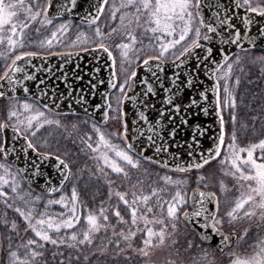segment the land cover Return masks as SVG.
Listing matches in <instances>:
<instances>
[{
    "label": "snow or ice",
    "instance_id": "6c2138e0",
    "mask_svg": "<svg viewBox=\"0 0 264 264\" xmlns=\"http://www.w3.org/2000/svg\"><path fill=\"white\" fill-rule=\"evenodd\" d=\"M73 4H75V0H72ZM104 4H107L108 0H103ZM243 4L247 5L250 11L258 12L259 15L264 16V9L259 7H252L251 6V0H243ZM51 7V0H49L48 4L44 8H40L39 4H37V8L40 10L34 11L33 6L30 3L25 2V0H15V2H9L6 3L5 0H0V44H3L5 39H7L8 46L11 50H15L17 44H19L20 47H23V34L24 30L29 27V24L27 22L24 23H18L15 18H17L20 15V12L23 11L28 21H37V19L43 15L44 19L42 21L43 24L51 25L53 23V18H49L48 16V9ZM200 7V0H195V3L193 0H120L119 6H113V12H112V18L115 20L116 13L119 12L121 9H134V22L137 26H140L141 19H144L145 24L147 27H145V32H151L154 36L156 34H161L160 36H156L158 40L161 39L162 36H168L173 37V39L168 43L161 42L160 44V56L157 57H149V59H157L160 60L161 57L164 56L165 53L169 51L170 48H174L177 44H180L182 41H184L188 34L193 31L192 25L194 20V13L192 11L193 8L199 9ZM98 14L103 13V7H100L97 9ZM131 15L130 13L125 12L123 15L120 16L121 24L124 23V20L126 17ZM195 15H199V12L197 11ZM59 18V16L54 17ZM99 18V16L93 18L90 23H95L96 20ZM130 23L132 20L129 21ZM247 19H245V23H249ZM200 25H204V20L201 18L199 21ZM224 21L221 20V24H223ZM67 24H61L59 25V31H65L67 29ZM20 30V40L17 41L14 39V37L17 35V29ZM6 29L10 31V35L7 37L5 36ZM178 32V38L177 37ZM217 32V29L213 26H208L207 32L203 35V39L206 41H209L212 39L208 33H214ZM95 33L98 37H102V33L99 28H96ZM57 36V32L52 33V38L55 39ZM83 36V34H81ZM195 40L191 43L189 47H185L183 50L182 55L188 54L192 51V49L201 47L199 41L201 39V31L200 28L195 29ZM234 39L229 40V43H236L240 39V32L237 31L234 33ZM131 40V44H120L118 45L119 48H121L122 56L125 60L128 58L129 52L132 50V46L136 43V37L134 35L129 36ZM79 39V37H78ZM86 40L87 37H84ZM47 44L50 46L52 44V40H48ZM101 48H103L105 51H108L107 47L104 44L99 45ZM208 56L211 55L212 49L209 47L207 49ZM111 57V52L108 53ZM25 55L28 56H34L35 53H26ZM0 56H3V53H0ZM208 56H205L204 59H207ZM22 56H17L15 60L12 61V64H16V60L22 59ZM149 59H145L143 63L145 65H148ZM264 59V58H262ZM228 57H224V61L226 64V70L223 71V74L220 75L217 79L215 88H214V94L216 97V106L219 109L221 107V101H220V83L219 80L223 79L225 80V85L223 87V91L226 94V106L234 109L236 107V99L232 92V90L229 87V82L231 80V74L233 65L230 63H227ZM236 63H239V58H237ZM115 65V60H113V66ZM159 66V65H158ZM199 66V65H198ZM225 65H218L216 68L217 73H221L222 69H224ZM163 69H161L162 71ZM9 71L13 72H22L23 69L20 67H14L13 69H10ZM136 72L133 71L131 75L124 81L123 84L120 85V92H125V86L128 87L129 90H131L132 85L129 83V81H133L136 77ZM155 75V73H154ZM113 79L110 80V86L115 88V71L112 73ZM4 78L8 79L10 84H18V80H14L10 75L9 72L4 73ZM34 77L30 75H26L24 79L31 80ZM189 84L192 83L191 80L188 81ZM236 86L238 87L240 84L239 78L235 81ZM24 91L27 92L28 88L25 87ZM148 93H153V88L151 85H148L147 88ZM0 96H3V93L0 92ZM125 98L127 96L125 95ZM135 99V98H133ZM167 104H173L172 97L169 96L168 99L165 101ZM195 103V101H193ZM23 109L26 112L32 111V105L29 103L23 104ZM46 107V106H45ZM111 107V105H109ZM173 113L178 114L180 112V106L178 104L173 106L172 109ZM204 112L207 113L208 109L205 108ZM44 112L42 111H36L34 115H30L26 118L27 121V129L31 131V135L35 136L36 133L44 127L45 124H52L56 123L59 125V121H52L44 118ZM166 113L163 109L159 111L160 119L156 121L157 125H162L163 118L165 117ZM219 115V113H218ZM17 117L16 111H10L9 112V118ZM18 118V117H17ZM140 118L145 121V123H148V118L143 113L140 114ZM231 120L233 124H235L236 117L235 115L231 116ZM35 122V124H34ZM170 122H174V116L171 118ZM20 123H24L23 121H20ZM181 123H187L185 119H181ZM219 123H220V133L215 141V146L208 150L207 155H204L201 153L200 155V161L194 162L193 164H190L187 168L186 167H177L175 170L180 172H187L190 170V168L195 167L196 169L203 168L206 164L210 163L211 160L220 158L222 155V150L227 149L226 153L223 155L222 160L220 161L222 164H227L232 171L225 172V175H231L235 180L241 183L240 187L242 189L245 188L246 185V191H242L241 197L237 199L235 202V207L232 208L231 211L228 212V216L232 219L237 218V215L241 212V210L245 209L246 205H252L253 209H259L260 210V219L261 221H264V139H261L258 143H252L248 145L247 147H240L237 144V136L236 132L233 131L230 136V142L225 145V131H224V125L225 120L223 115H219ZM0 127H6V125H0ZM35 130H32V129ZM148 130L150 132L155 131V128L153 125L149 124ZM13 131L15 133L20 132L19 127H14ZM95 131L99 133V144L106 147V148H113V150L116 151V155L120 157L123 161L126 162L127 165L131 166L132 168H139V161L134 160L133 156L130 155L126 151H120L116 150L115 146L111 145L109 141L105 138L104 134L100 132L99 128H95ZM126 126H125V138H126ZM159 135V133H157ZM171 135L174 137L175 135V129L172 130ZM91 139V137H89ZM149 141H153V136L148 137ZM28 147L32 148L33 145L31 141H28ZM89 148H92V145H88ZM129 150H131L132 145H128ZM163 150L162 147H157L156 152H161ZM257 150H259V155H257ZM93 151H99V147L93 148ZM246 154V155H245ZM59 160V165H63V168L65 169V172L62 174L63 180L66 181L69 176L71 175V169L67 163H65L63 160ZM95 159L103 160L104 167L111 168V170L115 173H123L125 177L128 176V173L125 171V169L121 166H119L117 163L110 161L109 157L106 154L101 153L98 157H95ZM58 165V167H59ZM163 167H167L166 163L162 164ZM0 168L4 169L5 174H9L8 168L5 167V165L0 164ZM100 171L103 172L104 168H100ZM6 175H0V197H4V203L11 207L12 205L8 204V193L3 190L5 185L9 184V180L6 178ZM164 181L166 184H182L186 183V181L183 180H177L173 181L170 176H165ZM205 177L201 175L199 177V180H204ZM11 191L13 193L17 194V197L20 200H24L25 197L22 195H19L17 192L18 185L16 184L15 180L11 182ZM135 187V186H134ZM55 189H53L54 191ZM221 190H226V186L221 182ZM163 189H152L150 195H144L142 190L138 194L136 191L131 192V200H129L128 193H122V192H116L115 195L118 197V200L123 202V204L126 206V208L130 211V217H131V225L137 226L138 221L143 220L145 224L146 229V236L147 238L143 240L144 248H141L139 251L144 256H148L149 252L148 249L151 247L156 246H162L165 244V241L169 235L168 228L169 223L166 222V220L163 218V211L164 206L167 205V218L169 221H171V228L175 230L177 227L175 221L179 219L178 213L180 209L184 206L186 203V200L184 199V196L181 195L180 191H177L175 193V196L172 198V202L168 201H162L161 199H157L156 204L159 206L161 211V216L157 217L155 214L152 215V218L149 219L148 214L153 213V208L149 206V202L152 197H157L160 192H162ZM196 195V194H194ZM109 196L111 197V192L109 193ZM199 206H196V203L194 201L193 204V211L191 213V217H201L203 216L205 223L201 225V227L207 229L208 227H211L213 233L220 234L222 236V242L227 244L229 237L224 236L222 233H219V230L217 229V224H222L221 220H218L215 213L209 212V209L205 206L206 201L216 200L215 193H208L207 195L204 192H199ZM40 197H36V200L39 201ZM65 197H61L58 201L57 200H49L48 204H61L65 209H67L66 213H59L57 215V218H54L52 215H49L47 211L40 214V218L35 220V223H33L34 219V212L35 208H30L27 212L22 211L19 207L15 208V211L23 217L24 221L26 222L28 228L35 234V237L38 239H29L27 240L26 246L32 249V246H35L36 248H43L46 244H52L53 246H61L66 245L68 248L76 247L77 244L80 245H91L93 243V234L99 233L102 228L105 230L108 227V216L105 214V210L101 208L100 215H93L91 212L87 215V229L83 231L82 236L83 238L80 239L78 234L73 232L70 236H65L61 238L60 236L54 237L51 235L52 232H55L57 234L61 233L62 229H72L76 226L77 223H79V216L77 215V202H78V194L76 192V189H72V196H71V207L68 203H65ZM26 204L32 203V201H25ZM144 206V211H141L140 206ZM216 206L217 209L219 208V201L216 200ZM245 216H255L257 213L255 210H245L243 213ZM114 215L117 217L119 223H128L124 220V217L121 215V212L119 210V207L117 206L116 211ZM185 219H190V214L188 212L183 213ZM101 218L103 223H101ZM7 223V221H4ZM160 225L159 230H154L153 228L147 227V225ZM12 231L18 230V225L15 222H12L11 225ZM140 229L137 227V231ZM137 231H132L131 228H129L127 234L124 231H120L119 233L116 232L115 229H113L114 235H119L121 239L125 242H129L128 246L131 247V241L135 238ZM245 235H247V230L245 231ZM11 239V237H9ZM202 239L207 240L208 237L204 236ZM243 239V237H241ZM42 242V243H41ZM117 247H119V243H117ZM252 252L250 254L245 255H239L235 252L231 253L233 259L231 261V264H264V238L258 239V241L251 245ZM223 250V249H221ZM10 255V264H30V261L28 260H22L19 257L18 252L11 251L9 253ZM29 255L35 259L38 256H42L43 253L40 251H36L35 249L30 250Z\"/></svg>",
    "mask_w": 264,
    "mask_h": 264
},
{
    "label": "flooded vegetation",
    "instance_id": "af4514ba",
    "mask_svg": "<svg viewBox=\"0 0 264 264\" xmlns=\"http://www.w3.org/2000/svg\"><path fill=\"white\" fill-rule=\"evenodd\" d=\"M69 1L70 5L72 6V0ZM86 4L87 3H78V6L83 7L86 6ZM104 5L105 4L103 2L101 7L104 8ZM55 6H57L55 8L57 9L56 12H63L66 9L64 3ZM197 11L198 9H196V12ZM98 16L100 18L101 14H98ZM54 17L57 16H53V19L61 21H70L74 19L65 18L64 16H59V18ZM63 39L57 46L50 48H46L47 46L42 48L40 46L38 48L31 47L29 49L24 48L21 50L20 53L15 56V58L17 56H22L23 58L16 60L15 65H13L12 62L8 63L1 76L0 92L3 93V96H0V98L17 100L19 102L34 103L38 108L44 112L46 111L45 113H49L52 116V119L54 116L60 119V122H71L72 119L86 118L89 120L91 119L101 127H105L109 126V124L112 122H116L115 120L117 119V115H114L112 107H109V105L112 104L111 102L113 96L116 95V97H118L120 85L131 75H129V72L132 68L137 75L133 81H129V83L132 85L131 90L125 86L123 102L126 101L125 95L127 97L131 95L133 98H135L133 99L135 101L143 100L147 97H150V95H153V93L147 92L148 85L152 86L153 92L157 91L154 88V86L157 84H163L164 86L162 89L167 90L165 85L166 79L169 77L166 76L165 73L159 68H156V66L161 63H177L184 56L182 55V52L179 56L176 55L170 60H165L162 57L160 60L154 58L149 59V57H157L160 56V54H157V51L155 50H151L146 43V39H144L140 42H137L135 50L132 53L134 58H138L136 56H141L139 57V63L135 67H131L128 65V63H123V68H121L120 63L117 64L116 61L115 65L113 66V60L116 55H111L110 57L108 54L110 51H105L101 47L87 49H81L80 47L70 48L67 43L69 44L72 41H66ZM69 39L70 36L68 37V40ZM31 42L32 41H30V43ZM26 53H35V55L28 56L25 55ZM15 58H13V60H15ZM144 58L149 59L148 65L143 63L145 60ZM14 67H20L23 69V71H9ZM113 71H115V88L111 87L109 83L110 80L113 79ZM5 72H9V75L14 80H18L19 83L15 85L10 84L8 79L4 78ZM26 75H30L34 78L31 80H26L24 79ZM237 78L238 77L236 74V77L232 78L231 82L235 83ZM239 78L240 84L235 90H233V94H235L238 104L234 109L230 107L223 109L220 107L219 109L220 114L223 115L225 120V139L230 140L232 132L235 131L237 141L242 142V146L247 147L252 143H258L261 139H264V109L262 110V108H264V77H262L258 67L247 66L245 67L244 74H242V76ZM219 83L220 101L222 102L225 100L226 102V94L223 91L225 83L221 81ZM25 87L28 88L27 92L24 91ZM187 96H191V104H187L189 103L187 101ZM171 97L173 104H170L169 107H165V111H172L173 106L176 105V101H180L181 104H178L180 106V112L178 115L180 114L181 116L183 111H188L186 112V115H191L192 119V122L189 125H192V128L189 130L191 133H193L196 120L193 119V115L197 114L195 112L197 111L195 94L192 93L189 95L187 93L180 92V96H178V94H173ZM179 97H181L182 100H180ZM252 97H261L258 99V102L260 103L259 107L257 108L258 110L253 111L255 115H252V110L248 109L249 106H252L250 102L248 103ZM193 101H195V103H193ZM105 102L108 104L107 118L106 122L103 123V110L105 107ZM186 104L188 105L187 108H185ZM158 111H160V109H158ZM148 114L150 116L152 113L148 112ZM232 115H235L236 117L235 124H233L231 120ZM187 119L188 118L185 120L188 123L189 120ZM123 122V130L125 133V126L127 130L129 126L126 120H123ZM187 123H181V118H179V124L182 127L185 125L187 126ZM2 125H6V127H1L2 145L0 148V160H5L13 168H15L18 171L21 180L35 195L52 197L61 195V193H65L64 191L66 189L65 187L68 180H66L61 185L57 192L51 194L36 187H30L26 183L23 170L25 169L37 172L41 170V172H43L42 170L45 168V163L42 159V156L59 158L69 165L66 158L70 154L71 145L69 142L65 141L64 136L66 132L63 129H59L55 134L51 131V129H46V131L43 133H38L39 135L36 136L35 141L36 139L38 140L35 144L31 141L33 147L29 148L28 141H30V139H28L21 132L15 133L13 128H11L6 122ZM52 125L62 127L61 125H57L55 123H52ZM151 125L154 126L155 124L151 123ZM158 126L159 125H157V127ZM147 127L149 128V125H147ZM45 134L48 136L47 143L51 149L41 147V145L45 142L42 139V136ZM176 135L177 141H181L186 137L184 134ZM129 137L130 136L126 132L127 147L129 144H131L133 148L134 143ZM171 146L173 148L178 147L175 144H172ZM8 152L16 156V160L9 159L6 154Z\"/></svg>",
    "mask_w": 264,
    "mask_h": 264
},
{
    "label": "rangeland",
    "instance_id": "374dc122",
    "mask_svg": "<svg viewBox=\"0 0 264 264\" xmlns=\"http://www.w3.org/2000/svg\"><path fill=\"white\" fill-rule=\"evenodd\" d=\"M40 1L41 0H25L26 4L30 3L33 6L34 11L40 10L37 8V4H39L40 8ZM6 3L9 2H15V0H5ZM195 3V0H193ZM120 0H108L107 4H105L103 8V13L101 14L100 18L96 20L95 23H89L90 21H79L77 24L73 21H61V20H56L53 19V23L51 25L43 24L42 21L44 19L43 15H41L37 21H28L26 14L21 11L20 15L15 18L18 23H24L27 22L29 24V27H27L24 30L23 34V47H20L19 44H17L15 50H11L8 46L7 39H5L3 44H0V53H3V56H0L1 58L4 59L5 62L11 63L13 58H15L16 55L20 53L21 50L24 48L29 49L31 47H45L50 48L53 46H57L59 42L63 39L66 41H72L69 44L70 48L72 47H80L81 49H87V48H98L100 47L99 45L102 43L104 44L108 51L112 53L114 57V60L116 61L117 64L120 63L121 68H123V63H128L131 67H135L139 63V57L141 56H136L138 58H134L132 56L133 51L135 50V46L137 42H140L144 39H146V43L150 47L151 50L157 51V54H160L161 48L160 44L161 42L163 43H168L170 42L173 37H168V36H162L160 40L156 38V36H160L161 34H156L154 36L151 32H145V27L147 25L144 22V19H141L140 26H137L136 23L134 22V9H121L119 12L116 13V18L113 20L112 18V12H113V6H119ZM239 6L242 9L249 10L247 5L243 4V0H237V3L233 4V6ZM251 6L252 7H259L264 9V0H251ZM207 9L202 6V1L200 0V7L198 9L199 15H195L196 13V8H193L192 11L194 13V20H193V31L190 32L187 36V38L182 41L180 44H177L174 48H170L167 53L164 54L162 57L165 60H170L174 58L176 55H180L185 47H189L191 43L195 40V29L200 28L201 31V39L204 35V31L207 29L206 23L204 22V25L201 26L199 21L202 18L203 20L208 19V14H207ZM55 11L51 9L49 11V18H52L55 16L54 13ZM125 12L130 13L128 17L125 18L124 23L121 24L120 21V16L123 15ZM253 14H258V12H253L250 11ZM132 20L130 23L129 21ZM61 24H67L68 27L65 31H59V25ZM34 27V29H32ZM96 28H99L102 37H98L95 33ZM43 29L46 31V34L43 36L42 32L38 34V32ZM33 30L36 31L35 35L31 38L30 36L32 35L31 33H34ZM38 31V32H37ZM57 32V36L55 39L52 38V33ZM10 31L6 29L5 31V36L7 37L10 35ZM31 34V35H30ZM83 34V36H81ZM130 35H134L136 37V43L132 46V50L128 54L127 60L124 59L122 56V49L118 47L120 44H131V40L129 38ZM70 36V39L68 40V37ZM79 37V39H78ZM84 37H87L85 40ZM178 38V32H177V37ZM17 41L20 40V30L19 28L17 29V35L14 37ZM52 40V44L49 46L47 44L48 40ZM200 39V40H201ZM34 40L35 43L31 42ZM229 54L228 56H230ZM227 56V57H228ZM237 58H239V63H236ZM264 55L261 54L260 52H257L255 50H246V51H241L239 53L234 54L233 56L231 55L230 58L227 60V63H230L233 65L232 69V74H231V79L236 77L239 78L244 74L245 67L247 66H256L258 69H260V73L262 74V77H264ZM145 59V58H144ZM200 62L202 60H199ZM226 70V64L224 69H222L221 73H218L217 79L220 75L223 74V71ZM133 72V68L130 70L129 75ZM240 80V78H239ZM225 83V80L220 79L219 82ZM261 82V81H260ZM124 81L122 82V84ZM229 87L232 90L236 89V84L229 82ZM235 96V94H234ZM223 99V98H222ZM236 99V97H235ZM247 100V99H246ZM264 100V99H263ZM251 101V100H250ZM258 102V101H257ZM24 103H29V102H19L17 100H9V99H4L0 98V125L3 123H7L11 128L14 127H19L20 132L25 135L30 141H32L34 144L38 139L35 138L37 135L40 133H43L46 131V129H51L52 132L55 134L59 129H63L65 133V141L69 142L71 147L73 148L76 147L83 153H89L93 157V161L95 166L99 169V176L98 178L104 180L108 179L112 174L118 175V173H115L111 170V168L104 167V162L103 160H97L95 157H98L101 153L106 154L109 157L110 161H113L117 163L119 166L123 167L125 171L128 174L133 173V170H139V171H145V168L147 169L148 165H153L159 172L160 174H164L163 178L165 176H170L172 180L174 181L175 178L177 180H183L186 181V183H182L179 185H176L175 187H179V189H175L173 191V197L175 196V193L177 191L181 192V195L184 196V199L186 200V203L184 206L180 209L178 216L181 220H183L182 216L185 211L188 210V200L191 191L194 188H204L205 190L212 191L214 192L219 199V212L217 215V219L222 221V224H217L216 226L219 229L224 230L227 233L230 234H236L237 235V242L234 245V247L226 253V257L224 258L225 261L227 262L226 264H231V261L233 259L231 253L235 252L239 255H245V254H250L252 252V247L251 245H254L258 239L264 238V231L261 233V230L263 227L259 223L260 219V210L253 209V206L246 205L244 210H241V212L237 215V218L232 219L228 216V212L232 210V208L235 207V202L237 199L241 197L242 191H246V185L245 188L242 189L240 187L241 183L243 182H238L235 180L231 175H225V172H230L232 171L230 167L227 164H222L220 161L223 158V155L226 153L227 149L225 147L224 150H222V155L220 158L216 159L214 162L215 165H213L209 170L207 169L210 166V163L205 165L201 169H192L187 172H177V171H172V170H165L161 166H156L154 163H150V161H144L139 158L140 155H143L144 152L141 149L140 145L135 144V150L136 152L133 153L129 148L127 147L126 139H125V133L123 130L124 127V122L123 120H126V109L127 106L123 102V93L119 92L118 97L113 96L112 97V111L114 112V115H117V119L115 120L116 122H112L109 124V126L101 127L97 125L94 121L91 119H86V118H76L72 119L71 122H60L61 120L56 118L52 119V116L49 113H45L43 110L38 108L36 104L34 103H29L32 105V111L31 112H26L23 109V104ZM238 104V100L236 99V105ZM226 102L225 100L221 102V109L226 108ZM264 108H262L263 110ZM42 111L44 112V118L43 119H48L52 121H59V125L62 127H57L53 126L52 124H45L43 128H41L35 136L31 135V131L27 129V121L26 118L30 115H34L36 111ZM10 111H16L17 112V117H12L11 119L9 118V112ZM20 121H23L24 123H20ZM35 124V122H34ZM56 124V123H55ZM95 128H99L100 132H102L105 136V138L109 141V143L113 146H115L116 150L120 151H126L130 155L133 156L134 160L139 161V168H132L131 166L127 165L125 161H123L120 157L116 155V151L113 150V148H106L102 145L99 144V133L95 131ZM32 130H35L34 128ZM39 133V134H38ZM91 137V139H89ZM51 138V137H50ZM42 139L45 141L41 147L43 148H48L51 149L50 146H48V136L47 134L42 136ZM62 140V139H60ZM230 142V140L225 139V145H227ZM91 144L92 148H89L88 145ZM237 144L240 147L242 146V142L237 141ZM2 145V130L0 127V148ZM99 147V151L94 152L93 148ZM246 155V154H245ZM257 155H259V150H257ZM211 163V164H212ZM0 164L5 165L6 168L9 170V174H5L4 169L0 168V175H6V178L9 180V184L5 185L3 190L7 193H9L8 190L11 191V182L15 180L16 184L18 185L17 192L21 190V188L24 185V182L21 180V177L18 173V171L13 168L8 162L5 160H0ZM104 168V171L101 172L100 168ZM158 172V173H159ZM123 174V173H119ZM203 175L205 177L204 180H199V177ZM175 177V178H174ZM221 182L226 186V190H221ZM65 193H61V195L56 196L58 199H53V200H59L62 196L66 197V189L64 191ZM1 200H4V197H0ZM172 202V200H171ZM65 203H68V200L65 199ZM69 206L71 207V201L68 203ZM59 206L62 207L63 210H61L59 213H66L67 209H65L61 204H58ZM245 210H255L256 215L249 217L245 216L243 213ZM57 214V215H58ZM77 215L79 216V223L76 224L74 228H78L81 225L82 220H84L87 224V217H82L80 214V206L79 203L77 202ZM99 216V215H97ZM55 218V217H54ZM149 219H151L149 217ZM102 221V218H101ZM140 222L143 224L145 227V224L143 220H140ZM35 223V221H33ZM151 226L154 230H157L160 227V225H152L149 224L147 225ZM81 227V226H80ZM132 227V226H131ZM135 227V226H134ZM72 228V229H74ZM65 230H71V229H65ZM247 230V235H245V231ZM254 230L256 232H254ZM255 233V234H254ZM253 236H250V235ZM258 235L259 237L255 236ZM243 237V239H241ZM1 238V235H0ZM147 238V236H146ZM4 245L2 242H0V261H1V253L4 251ZM1 264H3L1 262Z\"/></svg>",
    "mask_w": 264,
    "mask_h": 264
},
{
    "label": "water",
    "instance_id": "95a60500",
    "mask_svg": "<svg viewBox=\"0 0 264 264\" xmlns=\"http://www.w3.org/2000/svg\"><path fill=\"white\" fill-rule=\"evenodd\" d=\"M201 1L202 6L207 9L206 11L208 14V19L204 20L206 27L213 26L217 29V32L208 33L212 39L206 41L202 37L199 41L201 47L192 49L191 52L185 54L177 63H161L158 64L159 66H156V68L160 70L163 69L162 72L169 77L166 79L165 85L167 90L162 89L164 86L163 84H157L154 86L157 91L153 92V95H150L152 98L147 97L146 99L135 101L133 97L129 95L125 101V106H127L126 122L129 126L126 132L130 136L129 138L134 143V146L135 144L141 146L142 152H144L141 156L144 159H151L159 164L166 163L167 167L172 169H176L177 167H188L194 162H199L201 153L207 155L208 150L215 146L216 138L221 130L219 112L214 94L216 85L215 75L216 68L224 62V57L238 49L249 47H259L264 52V16L253 14L237 5L233 6V4L237 3V0ZM69 2V0H51L50 10L53 9L56 15L74 18L76 21H91L98 16L97 9L103 4V0H75V4L72 6ZM63 3L66 9L63 12H56L57 9L55 8L57 6L55 5H61ZM78 3L87 4L86 6L79 7ZM245 19L250 22L246 24ZM221 20L224 21L223 24H221ZM237 31L240 32V39L236 43H229V40L235 38L234 33ZM206 32L207 29L204 31V34ZM209 47L212 49L210 56H208L207 53ZM205 56H208V58L204 59ZM199 60L202 61L200 62ZM189 80L192 81L191 84L188 83ZM180 92L189 95L193 93L196 96L197 111L195 112L197 114H194L195 118L193 115V119H196L195 128L193 126V133L189 130L192 128V125L189 126L192 119L191 115H186L188 111H183L181 116L180 114L173 113V111H165V107H169L170 105L165 102L168 97L173 94H178V96H180ZM179 99L182 100L181 97H179ZM187 99L189 102L187 104H191V96H187ZM176 104H181V102L176 101ZM187 104L185 108L188 107ZM104 106L103 123L106 122L108 104L105 102ZM205 108L208 109L207 113L204 112ZM158 109H163L166 115L163 118L162 125L157 127L156 121L160 119ZM148 112L152 114L149 116ZM141 113L147 116L149 119L148 123H145V121L140 118ZM173 116L174 122H170ZM179 118H188L187 120H189V122L187 126L185 125L182 127L179 124ZM151 123L155 124V131L153 132H150L147 127V125ZM173 129H175L174 137L171 135ZM157 133H159V135H157ZM176 134H184L186 137L181 141H177ZM149 136H153L154 142L148 140ZM172 144L178 147L173 148L171 146ZM157 147H162L163 150L158 153L156 152ZM6 154L9 159L16 160V156L9 152ZM42 159L45 163V168L42 170L43 172H41V170L37 172L24 169L23 174L26 181L32 187H36L47 193H53L64 183L62 174L65 172V169L63 165H59V160L57 158L42 156ZM53 189L55 190L53 191ZM199 192H204L206 195L211 193L195 188L190 194L188 201L189 210L186 211L190 214V219L186 220L183 216V220L196 232L199 240L203 244L216 248L220 252L231 249L237 239L236 235L228 234L217 228L219 233L229 237L227 244H225L222 242V236L213 233L211 227L207 229L201 227V225L205 223L203 216L191 217V213L194 210V201L196 206H199ZM215 198L217 200L216 195ZM216 200H207L205 206L209 209V212L217 215L218 209ZM204 236H207L208 239H202Z\"/></svg>",
    "mask_w": 264,
    "mask_h": 264
},
{
    "label": "trees",
    "instance_id": "16d2710c",
    "mask_svg": "<svg viewBox=\"0 0 264 264\" xmlns=\"http://www.w3.org/2000/svg\"><path fill=\"white\" fill-rule=\"evenodd\" d=\"M41 7H46L47 0L40 1ZM34 29V27L32 28ZM31 33L32 38L36 31ZM38 32V31H37ZM44 36L46 31L41 29ZM32 42L35 43L34 40ZM1 50V49H0ZM9 62H5L0 57V77L2 76L6 66ZM256 93V92H255ZM254 94V93H253ZM261 98V97H259ZM256 97H252L250 102L252 106L248 109L257 111L259 102ZM264 99V97H263ZM264 105V102H263ZM71 169V175L66 185V199L68 203L71 201L72 189L75 188L78 194V203L80 206V214L82 217H87L91 212L93 215H100V210L103 208L105 214L108 216V227L105 230L101 229L99 233L93 234V243L91 245H80L68 248L66 245L59 247L52 244H46L43 248L32 249L43 253L33 259L29 253L30 249L26 246L27 240L38 239L35 234L28 228L23 217H21L15 208L19 207L22 211L27 212L30 208H35L34 219L40 218V214L47 211L49 215L57 218L58 212L62 209L59 203L48 204L49 200L58 199L56 196L46 197L35 195L25 184L18 191L19 195L25 197L20 200L16 193L8 190V207L4 200L0 199V242L4 245V251L1 253V262L3 264H10L11 251L18 252L20 259L30 261V264H226V252H219L218 250L206 246L199 241L196 233L188 227L180 218L175 221L177 227L175 230L171 228V221L167 218V205L164 206L163 218L169 223V235L162 246L151 247L148 249L149 255L144 256L139 251L144 248L143 240L146 239V229L143 224L138 221L137 226L131 225L130 211L126 208L123 202L118 200L115 195L116 192L128 193V199L131 200V192L136 191L138 194L143 192L144 195H150L152 189H163L157 197H152L149 206L153 208V213L148 214L150 218L155 214L157 217L161 216L159 206L156 204L157 199L171 202L173 198V191L179 189L175 184H166L162 174L153 166L148 165L145 171L133 170L134 172L125 177L123 174H112L108 179H100L99 169L95 166L93 157L89 153H83L73 146L70 147V154L66 158ZM213 165H210L209 170ZM159 172V173H158ZM175 178V177H174ZM177 178L174 179L176 181ZM135 186V187H134ZM111 192V197L109 193ZM36 197H40L39 201ZM25 201H32L26 204ZM72 203V201H71ZM117 206L128 223H119L117 217L114 215ZM141 211H144V206H140ZM62 213V212H61ZM7 221L5 223L4 221ZM12 222L18 225L17 231L11 230ZM103 223V221H101ZM260 225L263 227L261 233L264 231V221L259 219ZM81 226V227H80ZM78 228L71 230L62 229L61 233L52 232L54 237L70 236L73 232L77 233L82 239V233L87 229V224L82 220ZM132 226V227H131ZM137 227L140 229L137 231ZM151 228V226H148ZM131 228L132 231H137L135 238L130 242H125L119 235L113 234V229L117 233L124 231L126 234ZM160 228V227H157ZM159 230V229H158ZM254 232H256L254 230ZM255 234V233H254ZM253 234V235H254ZM252 234L250 236H253ZM259 237L258 235H255ZM11 237V239H9ZM42 243V242H41ZM119 243V247H117Z\"/></svg>",
    "mask_w": 264,
    "mask_h": 264
}]
</instances>
